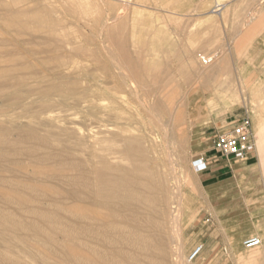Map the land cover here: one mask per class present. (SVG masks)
<instances>
[{
  "label": "rangeland",
  "instance_id": "obj_1",
  "mask_svg": "<svg viewBox=\"0 0 264 264\" xmlns=\"http://www.w3.org/2000/svg\"><path fill=\"white\" fill-rule=\"evenodd\" d=\"M190 1L202 0H0V264H99V239L103 253L132 251L125 232L146 230L175 201L183 264H264V237L231 229L236 194H212L206 169L193 164L215 159L213 135L241 104L225 76L237 56L197 46L204 34L196 32H226L227 24L180 15L175 4L185 11ZM82 94L104 97L102 109L118 110L107 121L129 123L142 136L143 165L155 176L133 175L132 185L144 188L141 201L99 180L100 147L114 145L117 128L101 127L107 116L100 107L83 110ZM234 115L250 117L244 108ZM223 207L230 213L221 216ZM251 236L261 243L247 248ZM198 245L202 251L189 260Z\"/></svg>",
  "mask_w": 264,
  "mask_h": 264
},
{
  "label": "crops",
  "instance_id": "obj_2",
  "mask_svg": "<svg viewBox=\"0 0 264 264\" xmlns=\"http://www.w3.org/2000/svg\"><path fill=\"white\" fill-rule=\"evenodd\" d=\"M217 1H190L183 4L187 6L185 11L180 3L175 7L180 15L188 14L190 20L210 16L221 21L223 27L226 22V32H196L198 37L204 34V39L198 38L197 46L208 54L229 56L230 59L237 56L236 62H229L225 76L228 86L238 88L241 105L227 114L230 119L228 124L237 118L233 113L244 108L250 115L256 139L254 150L242 159L217 161L209 158L203 179L213 187L212 194H220V198L236 194L238 217L231 226L233 231L238 234L240 231L257 232L264 237V0ZM241 199L243 208L240 206ZM251 199L253 208L250 211L246 206L247 200ZM227 213L230 209L225 207L220 211L221 216ZM213 214L217 217L219 213L214 211ZM220 224L222 226L223 223L220 221Z\"/></svg>",
  "mask_w": 264,
  "mask_h": 264
},
{
  "label": "bare ground",
  "instance_id": "obj_3",
  "mask_svg": "<svg viewBox=\"0 0 264 264\" xmlns=\"http://www.w3.org/2000/svg\"><path fill=\"white\" fill-rule=\"evenodd\" d=\"M82 98H83V106L81 107H83L82 109L86 111H89V109H92V108L97 109L101 105H104L102 103L104 100V97H95V96H91V94L90 95L82 94ZM136 99L138 98L136 97ZM29 102L30 101H27L26 103H21V105L24 106V109H23L24 112H29L30 109L25 108V105ZM107 107H108V110L106 108H103V109L101 107L99 108L100 113L101 114L104 113L107 116V119H104V118L101 119L103 123L100 125L101 127L102 126L107 127V126L112 125L117 128V133L115 134V137H113L114 145L112 147H106L107 145L106 146L101 145L100 147V152L97 156L98 162L100 164V169L97 171L98 176H99L98 178L102 182L110 181L112 183L110 185L117 187L118 190L120 191L119 193L124 192V194H128L130 197V201H135V202L141 201V198H142L141 195L143 194L144 188L138 189L132 185V183L134 182L133 175L134 174L139 175L141 178H144V179L146 177L151 178L152 176H155V174L152 171H147L145 166L143 165L144 158H145V152L140 147L142 136H137V135L132 134L131 132L132 127L131 125H129V123L120 124V122H117V121H115V123L108 122L107 121L108 116L111 115L112 113L115 119H117L118 110H114L115 108L109 109V106ZM43 111L44 109L33 111V117L34 118L39 117L43 113ZM52 119L53 117L51 116L46 117L47 121L49 120L51 121ZM223 126H226V125H223ZM101 132L102 131L100 130L99 133ZM113 158L122 159L125 161V163L124 164L119 163L117 165H112L111 164L112 162L110 160ZM122 167L126 169V172L118 173ZM196 170L198 169L196 168ZM106 177L108 180L104 179ZM169 180L170 179L167 176V173L165 171L164 176H163V182H164L163 184H166L168 186ZM103 193L105 194V191L101 189H99L96 192L95 197L98 198L97 199L98 201H101L100 199H102L103 201V198H104ZM114 195L117 196V194H114ZM178 203H179L178 201L177 202L175 201L174 206L171 205L172 203H169V202L166 203L165 204L166 208L164 209L162 217L161 218L156 217L153 220V222L150 223L151 225L146 227V230L144 231L136 230L135 233H132V234L130 232L128 233L125 232L123 236L124 238L123 242H125L126 244L129 243V245L133 247L132 251L129 250L128 248L127 251L124 252L123 250L126 249V247H119L117 249H114V251L111 254L103 253L106 247V246L104 247L105 241L99 239L97 242V250L99 252L98 255L100 259L99 264H104L105 261L110 262L109 264H125L124 263L125 261L121 260L120 258L121 256H119L121 252H124L127 257L126 264H183L182 262L183 238L178 234H177L178 236H175V231L179 226V219L176 215L177 212H175L176 210H178V206L180 204ZM112 211H113V214L117 213V215H119V211L115 209L114 207H112ZM165 223H168L170 225V232H168V230L166 229ZM129 224L131 227L134 228V226L131 225V219H130ZM152 226L156 228L151 229ZM99 231L101 232V230ZM112 241H113V238L111 242ZM235 250L240 252L242 249L238 247Z\"/></svg>",
  "mask_w": 264,
  "mask_h": 264
},
{
  "label": "built area",
  "instance_id": "obj_4",
  "mask_svg": "<svg viewBox=\"0 0 264 264\" xmlns=\"http://www.w3.org/2000/svg\"><path fill=\"white\" fill-rule=\"evenodd\" d=\"M203 63L210 62L209 58L201 57ZM211 140L210 150L217 161L229 159H242L255 148V133L249 116H240L231 121L227 127L217 131ZM208 159L196 158L193 162L198 170H205ZM261 240L251 236L243 240L247 248L258 246ZM202 251V245L196 246L189 254V260L196 258Z\"/></svg>",
  "mask_w": 264,
  "mask_h": 264
}]
</instances>
